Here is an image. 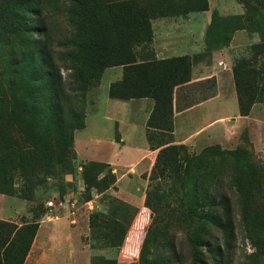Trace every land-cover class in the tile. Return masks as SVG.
<instances>
[{
  "label": "rangeland",
  "instance_id": "374dc122",
  "mask_svg": "<svg viewBox=\"0 0 264 264\" xmlns=\"http://www.w3.org/2000/svg\"><path fill=\"white\" fill-rule=\"evenodd\" d=\"M34 1L39 3V12L36 13L42 22H36L32 16L36 5H30L29 12H25L28 15L23 17L25 21L20 22L24 33L20 35L22 44L17 50L20 52L30 47L38 59L58 66L64 89L61 98L53 99L52 105L54 101L59 102L62 120L56 125L52 110L40 108V116L34 118L32 127L35 129L34 148L24 143L22 128L19 127V131L6 119L0 121L3 127V132L0 131V224H10L16 230L37 224L35 238L41 223L64 218L72 233L77 235L75 238L72 236V244L78 245L81 253H85L88 264H117L119 261L139 264L145 230L154 217L145 207L147 198L156 211L158 223L152 235L147 237L143 249L145 264H264V0H260L259 8L250 13L237 1L245 11L240 17H220L214 13L212 17L215 15L216 18L212 19L205 49L192 58L188 57L191 65L208 62L212 50L226 45L241 24L246 27L249 41L230 51L227 68L232 73L237 70L241 76V101L247 114L241 116L239 113V116L248 118L241 120L242 123L231 131L224 130L222 122L200 131L189 129L190 124L187 123L176 137L173 116L169 132L147 127L154 107L152 99L120 100L147 99L151 103L150 111H146L149 114L144 129L147 149L153 154L142 161L139 166L142 172L129 176L124 186L119 180L121 175L127 174L128 167L122 166L120 171L113 173L107 163L95 160L132 163L138 157L137 151L129 149V146V150L119 151L116 148L118 145L105 142L112 131L107 128L103 133L96 123L106 88L109 91L112 84L123 79L125 66L106 67L85 86H80L73 68L80 57L77 45L81 41L76 35L77 19L82 16L74 13L76 0ZM99 2L87 0L88 8H99ZM181 2L149 0V13L155 15L154 18L185 13L187 9L180 5ZM252 5L256 7L254 3ZM42 23L47 29L46 37L35 32L38 26L42 27ZM150 31L149 43L133 47L132 53L137 62L161 61L154 54L151 26ZM46 51L48 58L44 56ZM10 53L11 46L3 41L0 33V88L4 91L8 89V84L13 82L20 86L26 79L23 72H16L17 69H24V63L18 62L21 61L20 54L15 58L16 68ZM115 69L121 75L117 81H112L110 74ZM15 72L20 76H16ZM201 86L199 88H205V85ZM16 90L18 96L23 97L24 87H17ZM30 90L33 93V89ZM152 91L145 89L144 92ZM33 97L39 98L41 94L34 93ZM224 109V106L216 104V116L224 113ZM17 110L9 104L0 109V115L9 116ZM118 112L121 114V109ZM23 115L20 114L19 121L26 123ZM135 118L137 120L133 115L132 121ZM165 121L169 123V117ZM61 129L65 132L62 133ZM114 136L120 142L117 134ZM131 141L138 146V137H133ZM163 146H183L193 159L187 165L179 163L177 171L167 170L163 177L149 182L151 169ZM13 148L26 153L19 156ZM238 151L244 158L241 162L236 155ZM90 164L105 166L104 172L94 177L97 185H86L83 180L84 167ZM149 164L151 168L147 169ZM135 171L133 169L128 175ZM111 177L115 179L113 185ZM104 180L105 184H102ZM120 187L133 196V204L118 196L116 191ZM190 204L195 205L199 217L203 211L206 214V222L211 224L208 236L200 233L206 222L195 219L191 226L180 225L182 210ZM141 210L124 245L118 248L123 232L126 228L127 231L130 229ZM217 224L229 225L221 232ZM22 232L17 239L16 231L11 235L0 234V264H5L3 251L10 242L16 239L15 242H20L18 247L25 248L27 238L22 237ZM34 238L23 264L26 258L30 261L36 255L33 257L30 252ZM5 239L6 244L1 247ZM18 253L21 256L23 250Z\"/></svg>",
  "mask_w": 264,
  "mask_h": 264
},
{
  "label": "trees",
  "instance_id": "16d2710c",
  "mask_svg": "<svg viewBox=\"0 0 264 264\" xmlns=\"http://www.w3.org/2000/svg\"><path fill=\"white\" fill-rule=\"evenodd\" d=\"M101 6L99 8H88L87 0L74 1V13L82 15L80 20L77 19L78 27L76 35L80 38L77 48L80 52V57L76 60L77 65H74L75 77L80 86L94 79L102 69L109 66L123 65L125 66L124 76L120 82L114 83L110 86L108 97L113 100H128L135 98H150L153 100L154 107L148 119L147 127L156 131H167L171 129V120L174 113V91L175 88L186 84L190 81V59L186 56L176 57L167 60H141L136 61L135 55L132 53L134 45L147 44L151 41L150 20L155 15L149 13V0H99ZM243 5L247 13L256 11L260 6V0H236ZM255 4L254 7L252 4ZM32 4L36 6L32 10L36 18V22H42L39 18L40 15L36 12L38 10V2L34 0H0V33L3 41L11 46L10 57L14 59L13 65L17 68L15 58L19 53L21 61L24 63V69H17L16 72L22 73L25 76V82L20 86L15 83L8 84V89L3 90L0 88V109L6 105L11 104L14 109H18L17 113L12 111L11 115L1 116L0 121L6 119V122L12 123L17 126L19 131L21 129L22 138L24 143L30 148L36 147L34 135V118L40 116V108L52 110L55 123H61L62 109L59 102L52 100L61 98L63 92V82L59 74L58 66L52 62L44 59H38L34 53L30 51V47L18 51L17 48L22 44L20 35L24 33L20 22L26 17L25 12ZM180 5H183L187 11H205L207 9L206 0H182ZM28 15V14H27ZM30 16V15H29ZM29 18H32L31 16ZM214 15L212 19L214 20ZM25 21V20H24ZM212 24V23H211ZM42 27H37L36 33L42 37H46L47 29L43 23ZM211 27V26H210ZM238 29L245 30L246 27L241 24ZM229 40V39H228ZM48 58V52L44 53ZM50 63V64H47ZM16 76L18 73H16ZM14 73V72H13ZM234 87L238 100V110L241 116H245L247 111L243 109L241 101V76L237 70L233 71ZM29 82L35 85L31 86ZM17 87H24L25 93L23 97L18 96ZM30 89H33V93ZM145 89L152 90L151 93L144 92ZM34 93H40L41 97H33ZM247 98V97H246ZM6 103V104H5ZM19 113V114H18ZM24 113L26 123L19 121L20 114ZM19 115V116H18ZM169 117V123L165 119ZM158 119V120H157ZM156 120V121H155ZM20 127V128H19ZM0 125V131L3 132ZM61 132L64 133L65 130ZM162 147V146H161ZM15 153L19 156L23 151L13 148ZM26 151L24 152V154ZM239 162L244 158L242 153H236ZM190 156L187 155L183 146H167L161 148L157 154L155 163L150 172L149 182L157 178L163 177L167 170L173 172L177 171L176 167L179 163L187 165L191 161ZM105 166L98 164H90L84 167L82 177L86 185L92 183L97 185L95 176L104 172ZM106 177H103L105 179ZM105 181L102 184H105ZM111 184L115 183L114 177H111ZM145 207L150 209L154 215L150 225L145 230V236L141 245L142 252L140 253L139 264L144 263L143 249L147 244V237L152 235V230L157 225L158 221L155 217L156 211L152 207L147 198L145 200ZM202 211L203 208H200ZM229 212V211H228ZM229 214V213H228ZM198 219L201 222H206V214L202 213L201 217L197 215L196 207L194 204L187 205L182 210L181 224L184 226H191L194 220ZM208 221L205 227L200 230L203 236H208L210 233ZM211 225V224H210ZM226 226H218L221 232H224ZM182 226V225H181ZM37 224L25 225L21 229L16 230L15 226L10 224H0L2 232L11 235L14 231L16 239L22 232L27 238L25 248L18 247L20 242H15L16 239L4 249L3 259L5 264L13 262V264H23L25 255L34 238ZM127 228L123 232V236L117 245L118 248L123 246L126 238ZM16 243V244H15ZM6 244V239L2 241L1 247ZM23 253L20 256L18 251ZM116 264V263H114ZM167 264H169L167 262Z\"/></svg>",
  "mask_w": 264,
  "mask_h": 264
},
{
  "label": "crops",
  "instance_id": "0c3cea01",
  "mask_svg": "<svg viewBox=\"0 0 264 264\" xmlns=\"http://www.w3.org/2000/svg\"><path fill=\"white\" fill-rule=\"evenodd\" d=\"M207 9L205 11H187L154 18L150 21L152 30V45L156 59H171L176 57H189L200 53L206 47L208 31L212 23V15L218 14L220 17H240L244 15V8L236 0H206ZM248 33L245 30H235L227 44L223 47L211 51L208 62H197L190 67V81L180 85L174 91V135L178 137L183 125H189V129L196 131L211 128L222 122L224 130L231 131L238 127L243 119L238 111V101L234 90L232 72L228 67L230 51L240 44L248 42ZM221 64V65H220ZM116 70V69H115ZM120 71L116 70L110 74L112 81L120 78ZM111 79L109 81H111ZM111 81V82H112ZM205 85V88H199ZM202 87V86H201ZM198 88L196 91L194 89ZM108 90H105V97L100 109L97 126L106 133L110 129L112 133L105 142L117 146L120 151L135 150L138 153L136 161L123 163L119 160L111 162L108 160H95L107 163L113 173L120 171L121 167H128L127 174L120 176L121 185H125V180L133 174H139V168L145 158H151L153 151H148L145 136V123L148 118L151 103L147 99L120 101L108 97ZM216 104L224 106V113L218 116L215 114ZM122 111L120 114L118 110ZM146 111H148L146 113ZM98 113V110H97ZM135 115L137 120L132 121ZM144 118L141 119V117ZM144 120V121H143ZM143 121V123H142ZM187 125V126H188ZM145 128V129H144ZM118 136L120 142L114 139ZM138 137V146H135L131 139ZM134 141V140H133ZM185 141H182V143ZM132 145V147H130ZM77 148V145L75 143ZM129 146V149L127 148ZM81 153L78 152V156ZM151 165L147 166L150 169ZM135 173L130 174L131 171ZM118 196L133 204V197L129 191L120 187L116 191ZM142 210L137 214L132 222V226L126 233V238L137 222ZM144 227V226H143ZM72 233L64 218H54L39 225L38 231L32 243L30 252L34 258L25 260V264H88L89 260L85 253L76 244H72ZM125 238V240H126ZM125 243V241H124ZM123 243V245H124ZM117 264L120 263V261Z\"/></svg>",
  "mask_w": 264,
  "mask_h": 264
}]
</instances>
